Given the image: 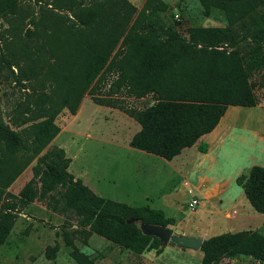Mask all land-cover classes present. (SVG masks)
Masks as SVG:
<instances>
[{
  "label": "trees",
  "instance_id": "obj_1",
  "mask_svg": "<svg viewBox=\"0 0 264 264\" xmlns=\"http://www.w3.org/2000/svg\"><path fill=\"white\" fill-rule=\"evenodd\" d=\"M197 1L204 15L210 8L222 11L226 25L190 26L186 37H179L158 16L157 12L164 10L165 5L156 0V4L144 9L152 17L145 18L144 22L140 20L142 26L134 20L125 32L121 27L116 34L104 38L75 70L64 66V94L49 91L42 94L44 98L39 94L35 105L42 119L33 125L31 137L25 138L0 122V141L5 149L37 155L59 131L53 122L56 113L62 107L75 113L91 81L104 68L117 70L116 88L125 86L127 94L133 97L149 94L153 103L143 108H126L111 97H92L93 102L118 108L131 117L138 123L139 130L131 136L129 145L165 159L172 158L209 132L227 105H256L251 78L262 75L264 0ZM95 11L89 7L68 10L81 26L93 22L97 16ZM120 38L117 51L110 56ZM244 39L248 42L238 46ZM74 45V41H69V50L74 49ZM109 92L112 93L113 88ZM198 149L205 151L203 144H199ZM68 162L62 148L50 146L37 157L32 177L16 195L3 192L12 200L6 202L0 198V245L22 207L34 199L48 197L51 202L46 206L50 210L69 212L75 219L74 224L64 221L56 234L69 247L68 255L76 264H95V258L79 251L74 243L78 237L85 243L92 233L134 253L161 250L156 238L141 235L126 220L138 218L166 225L172 223L171 218H164L158 209L128 206L94 194L67 171ZM12 179L13 176H9L2 187ZM236 182L254 211L264 213V167L251 166L246 175L236 177ZM72 225L75 228H71ZM58 248L56 240L45 245L44 258L54 259ZM199 250L202 253L200 264H220L222 258L234 255L249 256L258 264H264V232L242 230L213 235L202 240Z\"/></svg>",
  "mask_w": 264,
  "mask_h": 264
},
{
  "label": "rangeland",
  "instance_id": "obj_2",
  "mask_svg": "<svg viewBox=\"0 0 264 264\" xmlns=\"http://www.w3.org/2000/svg\"><path fill=\"white\" fill-rule=\"evenodd\" d=\"M159 1L165 5V9L158 11V16L164 25L170 26L179 37L185 38L186 29L190 26L226 25L222 11L210 8L208 14L204 15L197 0ZM155 2L156 0H0V122L25 138L31 137L33 125L42 119V113L35 105L39 94L42 98V94L49 91L64 94V66H71L75 70L87 54L97 49L104 38L116 34L121 27L125 32L134 20L138 26H142L140 20L144 22L145 18L152 17L144 9L156 4ZM70 7L73 10L76 7L94 8L97 16L90 25L81 26L68 12ZM121 39L110 56L117 51ZM69 41L75 43L72 50L68 48ZM246 42L248 40L244 39L238 46L245 45ZM261 73L262 75L259 73L252 76L251 80L257 105L264 107V61ZM116 77L115 68L102 69L89 85L88 90H93L84 92L81 99L111 97L116 99L117 104L126 108H143L149 105L151 95H128L125 86L115 87ZM111 88L112 93L109 92ZM70 114L66 107H62L53 122L59 128ZM72 131H75V126ZM71 136L72 150L82 145L85 152L100 155L101 151L108 149L103 134L93 132L91 137H84L74 132ZM52 139L37 155L23 150L8 152L0 141L2 201L12 200L3 192L16 195L32 177V167L35 166L37 157L49 150L50 146H57V141ZM41 166L43 167L42 164ZM9 176H13V179L6 187H2ZM47 202H51L48 197L34 199L22 207L0 245V264H76L68 255L69 247L65 246L61 237L56 234L64 221L74 224L75 219L69 212L57 213L50 210L46 206ZM70 227L75 228L74 225ZM54 240L59 243L56 256L46 261L43 256L44 245L52 244ZM88 240L87 238L83 243L78 237L74 243L79 251L94 257L97 264H110V245H105L103 241ZM158 259L164 264L200 263L198 255L183 254L169 247L164 248ZM237 261L232 263L238 264L242 260ZM230 263L223 261L221 264ZM248 263L258 264L253 258Z\"/></svg>",
  "mask_w": 264,
  "mask_h": 264
},
{
  "label": "crops",
  "instance_id": "obj_3",
  "mask_svg": "<svg viewBox=\"0 0 264 264\" xmlns=\"http://www.w3.org/2000/svg\"><path fill=\"white\" fill-rule=\"evenodd\" d=\"M138 130V123L118 108L82 98L52 141L69 158L67 171L94 194L128 206L158 209L164 218L172 219L169 225L187 236L205 239L242 230L264 232V213L254 211L236 182L251 166L264 167L263 106L227 105L209 132L170 159L131 147L129 140ZM74 132L84 137L103 134L108 149L100 155L85 152L82 145L72 150ZM193 197L198 203L187 208ZM88 239L110 245V264H164L158 258L165 247L202 256L200 250L175 245H164L158 253H134L93 233ZM239 259L238 264H251V257L244 255L222 258L219 263Z\"/></svg>",
  "mask_w": 264,
  "mask_h": 264
},
{
  "label": "water",
  "instance_id": "obj_4",
  "mask_svg": "<svg viewBox=\"0 0 264 264\" xmlns=\"http://www.w3.org/2000/svg\"><path fill=\"white\" fill-rule=\"evenodd\" d=\"M152 103L153 100L150 101L149 105ZM126 223L134 225L141 235L156 238L161 246L175 245L180 248L199 250L203 240L200 237L187 236L169 224H154L138 218H129Z\"/></svg>",
  "mask_w": 264,
  "mask_h": 264
},
{
  "label": "built area",
  "instance_id": "obj_5",
  "mask_svg": "<svg viewBox=\"0 0 264 264\" xmlns=\"http://www.w3.org/2000/svg\"><path fill=\"white\" fill-rule=\"evenodd\" d=\"M175 17L177 19V14L175 15ZM186 35L187 34H185L184 37H186ZM197 203H198V198L193 197L186 203V205H187V208H193ZM256 262L258 261L256 260Z\"/></svg>",
  "mask_w": 264,
  "mask_h": 264
}]
</instances>
